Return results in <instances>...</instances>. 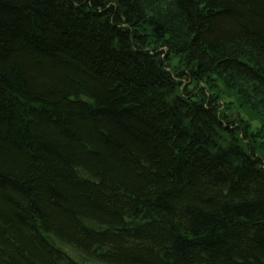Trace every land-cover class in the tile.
<instances>
[{
  "label": "trees",
  "instance_id": "trees-1",
  "mask_svg": "<svg viewBox=\"0 0 264 264\" xmlns=\"http://www.w3.org/2000/svg\"><path fill=\"white\" fill-rule=\"evenodd\" d=\"M169 1L0 0V264H264V0Z\"/></svg>",
  "mask_w": 264,
  "mask_h": 264
},
{
  "label": "rangeland",
  "instance_id": "rangeland-1",
  "mask_svg": "<svg viewBox=\"0 0 264 264\" xmlns=\"http://www.w3.org/2000/svg\"><path fill=\"white\" fill-rule=\"evenodd\" d=\"M143 3L148 11H154L160 15L159 17H165L171 21L169 17H171L173 10L169 0H143ZM169 63L172 67L184 68L182 58L179 55L170 54ZM194 85L202 86V84L191 82L187 85L188 89L194 88ZM204 86L207 94L220 101L222 111L230 116L229 120H236L238 124L244 125L248 129L246 138L240 137L241 142L244 147L261 156L264 166V106L259 99L254 98L250 85L242 80L239 81L237 78L220 74L218 76L211 75L210 81ZM68 250L71 251L69 248ZM83 261L86 262V260Z\"/></svg>",
  "mask_w": 264,
  "mask_h": 264
}]
</instances>
